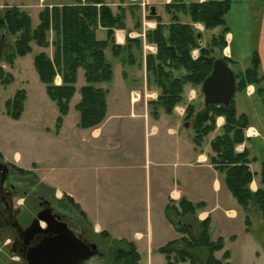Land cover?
<instances>
[{
	"label": "trees",
	"instance_id": "trees-1",
	"mask_svg": "<svg viewBox=\"0 0 264 264\" xmlns=\"http://www.w3.org/2000/svg\"><path fill=\"white\" fill-rule=\"evenodd\" d=\"M230 7L231 0L188 4L175 0L164 8L169 23L164 24L157 18V26L146 31L145 42L156 48L155 53L149 52L145 56L147 87L157 92V98L149 102L155 116H158L159 110L171 114L175 106L184 101L186 86L201 89L202 82L211 73L216 59L222 58L230 69L231 64L237 65L231 58L223 55L228 46L226 36L230 33L225 21ZM184 17L188 20H183ZM149 18L154 19L151 16ZM38 20V25L33 28L29 15L19 8L0 10V31L13 38L10 50L12 52L6 57L7 63L12 67L15 58H23L31 52L32 44L43 49L51 46L52 58L44 52L37 53L33 58V67L47 96L58 110L57 128L68 114L69 103L76 91L79 70L83 71L85 85L79 91L81 99L75 106L79 113L78 125L82 129L97 127L106 113L107 90L100 85L109 84L113 75L111 64L105 57V50L110 48L116 54L127 49L131 56V45L136 44V47L141 48L140 41L127 39L123 48L114 45L113 30L124 27L123 14L114 15L102 0H85L83 5L54 6L51 9L45 7L39 12ZM193 24H201L207 32L217 28L220 32L212 33L209 43L203 46L200 38H197L198 33ZM98 26L107 29L105 41L95 38ZM215 50L219 56L214 55ZM193 51L198 53L196 59L192 57ZM259 70V58L253 51L244 71L235 73L232 70L235 76V93L244 92L251 85L264 104V78ZM56 76L61 79L60 85L54 83ZM9 80L12 77L5 74L0 67V83L4 85ZM25 99V91L19 90L12 100L5 103L7 114L12 119L20 118ZM217 117L224 118V125L221 133L211 141L214 155L209 161L215 170L224 175L225 187L237 204L244 211L254 204L264 222V163L261 164L258 175L262 187L252 192L250 184L253 174L248 166V153L245 150L241 153L235 150L245 140L248 119L245 114H237L234 96L228 108L211 104L196 110L193 104H186L184 119L192 121L193 141L197 146L214 131ZM13 171L20 175L29 174L27 170L16 169L14 166ZM63 200L68 206L74 207L79 215V223L91 225L70 197L64 195ZM61 203L63 204L62 201ZM62 204L61 208L64 207ZM204 207L203 203L193 204L184 198L179 201L178 207L172 204L166 206L165 217L181 237L158 249L164 256L165 264H230L227 250L220 258L216 257V253L224 249V240H211L210 220L200 221L197 218L198 212ZM249 225L250 220L246 217L245 231H248ZM96 236L107 242L106 256L112 264H140V255L134 244L114 239L105 231Z\"/></svg>",
	"mask_w": 264,
	"mask_h": 264
},
{
	"label": "crops",
	"instance_id": "crops-1",
	"mask_svg": "<svg viewBox=\"0 0 264 264\" xmlns=\"http://www.w3.org/2000/svg\"><path fill=\"white\" fill-rule=\"evenodd\" d=\"M173 1L175 0H102L103 4L109 7L114 15L123 14L124 27L113 30L114 45L118 48H123L126 46L127 39H130L140 41L141 48L136 47V44H132L130 47L131 56L127 49L125 51L120 50L116 54L110 48L105 50L106 60L111 64L113 73L109 84L100 85L102 89L107 90L105 117L97 127L82 129L78 125V113V121L72 126L74 131L68 132V136L70 137L78 133L81 136L80 140L85 144H88V141L92 139L94 144L96 143L94 145L96 152L100 154L108 147L109 149L107 150L112 148V151H118L123 157L132 160L133 166L144 173V177L142 176L144 180H148V198L151 203V209L145 212L146 215L142 214L143 217H141L138 223H135L134 219L139 218V214L134 209L136 203L140 200V190L132 193H128L130 191L128 190L124 192V198L121 199V190H111V186L103 179L104 174L102 170H104L105 165L102 160L96 164L97 168L98 166L100 167L96 174H85L86 182L84 190L81 193L73 192L70 189L68 191L58 189L53 180L51 186L55 187L60 195L66 193L80 207L97 233L105 231L114 239L130 242L134 244L138 253L141 248H146L147 259L145 262L140 260V264H152L149 252L151 251L150 247L153 245V230L155 227H158L157 224H161L160 226L165 227L166 230H172L175 234L166 243L181 237L165 217V208L168 204L178 207V203L182 198L193 204L203 203L205 205L197 214L198 220L209 219V233L211 229L216 227L215 240L217 238L224 240V249L216 253L217 258H220L223 252L226 251V240L230 243H234L237 240L236 235L231 232V227L234 221L240 219L242 224H244L241 227L244 235L252 238L255 235L257 238H254L259 244L255 246L257 251L254 253L255 260L257 261L259 258L264 257L263 243L258 239V235L254 231L255 228H258L264 232V222L261 219V214L254 204H251L246 211L237 204L225 187L223 181L224 175L215 170L209 161L210 157L214 155L210 146L211 141L221 133L224 118H216L214 131L197 146L193 141L194 134H191L187 130V125L183 124V121H188H185L184 117L176 112V109H179L182 111V114H185L183 107H179L180 104L175 106L171 114L159 112L158 116L152 113V109L149 106V102L157 98V92L155 90L149 91L147 87L145 56L149 52H155L147 49L149 46H154L145 42V33L147 30H153L157 26V18H160L164 24L169 23V17L164 8ZM181 1L188 4L223 0ZM84 2L85 0H7L0 3V10L10 7L19 8L29 15L32 24V14H35L38 20L39 12L45 7L51 9L54 6L83 5ZM234 2V0H231L230 10ZM240 2L244 3L243 11L247 20L250 21L247 24V26H250V30L246 33L247 37H252L249 58L253 51L257 53L260 63L259 72L264 78V0H241ZM151 8L155 11L154 15H151ZM150 16L154 17V19L149 18ZM38 23L39 20L36 26ZM229 32L228 36L230 39H228L232 42L233 36L231 35L230 28ZM95 38L98 41H105L107 39V29L98 26L95 30ZM229 43L227 42L228 46L225 49V52H229L227 58H231L238 65L242 58L233 53ZM38 49H40L38 53L44 52L49 58H52L53 49L51 46L44 49L38 47ZM79 74L83 76V71H78L75 84L76 91L69 103L68 114L71 102L76 99L74 103L75 108L76 104L80 101L81 96L79 91L85 85L84 81L83 85L78 87ZM116 75H119V80L113 83ZM54 83L55 85L61 84L59 76H56ZM239 93L244 95V98L238 100L237 103L235 102L236 111L238 115L245 114L247 116L248 127L244 133V142L237 145L235 150L238 153L243 152V150L248 153V159L250 160L248 166L250 172L253 174L250 189L252 192H255L259 187H262L259 183L258 175L260 166L264 161L254 168L255 165L253 164L257 162V158L253 155L252 142L253 140H261L264 143V124L261 118L257 120L255 114L252 115L245 113V111H239V108L243 110L247 104H249V107L254 104L255 97L259 98L254 93V87L249 85L244 92ZM78 94L79 97H77ZM253 94L255 95L252 96ZM125 106L131 107L128 116L132 117L139 124V133L142 138L140 146L142 150L133 148L132 151H127L126 149H122L123 143H120L119 137L118 140L107 137L104 142L99 141L100 139H104L103 130L110 123L121 122L126 116L112 110V108ZM148 108L150 109L148 110ZM66 116L63 117L61 125L57 128L55 132L57 135L55 137L61 138L64 136V120ZM160 123H162V126ZM79 129H81L80 132ZM119 131L120 129L115 132V135ZM246 133L250 135L247 136ZM85 165L86 169L87 164ZM156 204H158L157 207L159 208L156 210L159 213L153 210ZM246 217L250 220L248 231H245ZM231 238H234V240H231ZM166 243L163 245H166ZM163 245H159L157 249ZM227 251L229 252V250ZM217 254H220V256H217Z\"/></svg>",
	"mask_w": 264,
	"mask_h": 264
},
{
	"label": "rangeland",
	"instance_id": "rangeland-1",
	"mask_svg": "<svg viewBox=\"0 0 264 264\" xmlns=\"http://www.w3.org/2000/svg\"><path fill=\"white\" fill-rule=\"evenodd\" d=\"M7 0H0L3 3ZM233 7L227 13L225 21L227 26L230 28L233 41L231 42L230 37L226 36V41L230 42L229 45L233 53L237 54L239 58L238 65L231 64L230 67L235 73L245 70L249 63V54L251 51L250 42L252 37H247L246 33L250 30V26H247L250 21L245 17L243 11L244 3L241 0H234ZM32 27L37 24V16L32 14ZM183 20H188L184 17ZM195 30L199 34L202 45L209 43V38L212 33H219L220 29H215L212 32L204 30L201 24L194 25ZM4 31H0V37L7 40L9 44L7 49L3 51L0 58V67L3 69L5 74H9L12 80L9 83H0V162L11 166L13 173V179L15 178L19 183L28 191L40 197H44L49 200L53 206L56 207L61 213L74 214L78 221L79 215L74 207L68 206L67 202H64L63 196L56 191L55 187L51 186L52 180L58 189L64 191L82 192L86 182L85 174H96V164L103 161L105 165L104 170V181L110 185L111 190H121V199L124 198V192L128 193L137 192L140 190V200L135 205L136 212L139 214V218L134 219L135 223H138L141 219L142 214L151 209V203L148 198V180H144V173L136 169L133 166L132 160L123 157L118 151H112L108 147L104 149L102 154L96 152L95 144L92 139L88 141V144L82 143L81 136L74 134L70 137L68 132L74 131L72 126L78 121V112L74 108L75 100L70 104V112L64 120V136L61 138L55 137L57 134L56 119L59 116L58 110L49 97L46 94L45 87L38 80L37 74L33 67V58L40 49L34 44L31 45L32 50L23 58H15L13 66L10 67L7 63L6 57L12 52L11 45L13 38L8 36ZM229 38V39H228ZM194 51L193 53H195ZM197 54V52L195 53ZM223 54L228 57L229 52L223 51ZM215 56H219L218 51L215 50ZM116 83L119 80V75L114 78ZM83 76H78V87L83 85ZM19 90H23L26 93V99L23 103V110L18 120H14L7 114L5 103L7 100H12L15 93ZM152 91V90H149ZM253 94L252 96H254ZM244 95L235 93L234 101L237 103L238 100L243 99ZM79 97V94L77 95ZM76 97V98H77ZM184 101L179 107H183L185 110L186 104H193L196 110H200L203 107V95L200 87L192 88L186 86L184 90ZM259 97V96H258ZM125 98V97H124ZM255 103L249 107V104L245 105V108L239 111H245V113L255 114L257 120L262 119L264 124V106L260 100V97H255ZM127 99V98H126ZM131 107H119L112 108L123 115H126L121 122H112L106 129L103 130L104 139L99 141L104 142L107 137L120 138V143H123L122 149L132 151L133 148L136 150H142L141 142L142 138L139 133V124L129 117ZM150 108H148L149 110ZM159 112H162L159 110ZM178 114L183 117L182 111L176 109ZM187 125V130L193 134L191 129L192 121L184 122ZM162 126V123H160ZM120 129L118 134L117 130ZM81 129H79L80 132ZM76 131V130H75ZM118 143V141H117ZM253 155L256 156L257 162L253 165L254 168L258 167L261 162L264 161V143L261 140H253ZM87 164V168L85 169ZM13 166L16 169L27 170L29 174L14 173ZM140 176V178H139ZM143 176V177H142ZM68 196V195H66ZM69 197V196H68ZM21 201V200H20ZM60 201L63 202V208H61ZM153 207L154 211H157L159 207ZM160 205V204H159ZM157 209V210H156ZM114 211V210H112ZM159 213V211H157ZM146 215V214H145ZM223 215V213H221ZM258 222V221H257ZM88 230L89 241L96 244L103 257H95L83 264H112L111 260L106 256V243L102 237H97V231L91 225H84L82 222L79 223ZM153 230L154 239L153 245L150 247L149 257L152 264H165L164 257L158 252V246L163 245L168 240H171L175 236L174 232L165 227L157 224ZM241 220L238 219L233 222L231 232L236 235V241L230 243L226 240V249L229 250L231 257L229 260L230 264H264V257L255 260V249L256 245H259L255 240L257 239L245 236L241 230ZM216 228V227H215ZM213 228L210 231L211 240L216 238V229ZM258 239L263 243L264 246V232L261 229H254ZM6 233L0 231V264H15L18 256L12 255L8 252V248L5 246ZM170 242V241H169ZM109 244V243H108ZM167 244V243H166ZM164 246V245H163ZM262 246V247H263ZM264 252V248H263ZM140 260L145 262L147 259L146 248L139 250ZM106 256V257H105ZM220 256V254H217ZM188 264V263H186Z\"/></svg>",
	"mask_w": 264,
	"mask_h": 264
},
{
	"label": "flooded vegetation",
	"instance_id": "flooded-vegetation-1",
	"mask_svg": "<svg viewBox=\"0 0 264 264\" xmlns=\"http://www.w3.org/2000/svg\"><path fill=\"white\" fill-rule=\"evenodd\" d=\"M8 45L7 40L0 37V58ZM5 165L7 172L0 173V231L6 233L5 246L8 252L18 256L15 264H26L30 248L56 235H64L73 241L79 239L83 243H93L89 241L88 230L79 224L74 214L61 213L49 200L28 192L19 181L13 179L11 166ZM37 215H41V218L38 219ZM37 219L38 228L35 226ZM34 226L33 229L38 231L31 236L27 235L25 231ZM97 249L91 259L103 257Z\"/></svg>",
	"mask_w": 264,
	"mask_h": 264
},
{
	"label": "water",
	"instance_id": "water-1",
	"mask_svg": "<svg viewBox=\"0 0 264 264\" xmlns=\"http://www.w3.org/2000/svg\"><path fill=\"white\" fill-rule=\"evenodd\" d=\"M151 15L155 14L151 8ZM197 38L199 34H197ZM201 91L203 94V104L207 107L211 104H219L226 108L230 106L235 93V76L229 66L222 58L213 62L212 71L202 82ZM7 172V166L0 162V173ZM41 218V215H37ZM35 221V226L38 224ZM48 222V221H47ZM47 225L50 226L48 222ZM28 228L25 232L31 236L38 229ZM55 227L52 225L51 227ZM54 232V231H53ZM57 234V232H55ZM95 243H83L79 239L70 240L64 235H56L50 239H45L41 244L28 250L26 264H83L89 261L96 252ZM103 256V254H101Z\"/></svg>",
	"mask_w": 264,
	"mask_h": 264
},
{
	"label": "built area",
	"instance_id": "built-area-1",
	"mask_svg": "<svg viewBox=\"0 0 264 264\" xmlns=\"http://www.w3.org/2000/svg\"><path fill=\"white\" fill-rule=\"evenodd\" d=\"M147 49L149 50V51H151V52H156V49H155V47H147ZM197 52V51H196ZM195 52V53H196ZM195 53H192V57L194 58V59H196L197 58V55H198V53L197 54H195ZM246 135L247 136H249L250 134L249 133H246Z\"/></svg>",
	"mask_w": 264,
	"mask_h": 264
}]
</instances>
